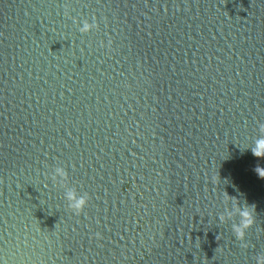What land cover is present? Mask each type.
I'll return each mask as SVG.
<instances>
[{"label":"water","instance_id":"1","mask_svg":"<svg viewBox=\"0 0 264 264\" xmlns=\"http://www.w3.org/2000/svg\"><path fill=\"white\" fill-rule=\"evenodd\" d=\"M0 264H264V0H0Z\"/></svg>","mask_w":264,"mask_h":264}]
</instances>
